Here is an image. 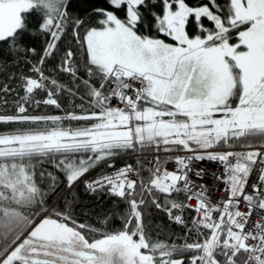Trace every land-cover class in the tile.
Masks as SVG:
<instances>
[{"label": "snow or ice", "instance_id": "1", "mask_svg": "<svg viewBox=\"0 0 264 264\" xmlns=\"http://www.w3.org/2000/svg\"><path fill=\"white\" fill-rule=\"evenodd\" d=\"M0 264H264V0H0Z\"/></svg>", "mask_w": 264, "mask_h": 264}, {"label": "trees", "instance_id": "2", "mask_svg": "<svg viewBox=\"0 0 264 264\" xmlns=\"http://www.w3.org/2000/svg\"><path fill=\"white\" fill-rule=\"evenodd\" d=\"M80 192L83 194V187L81 186ZM82 201L85 204H90L94 209L107 208L110 206V202L107 201H97L94 198L85 197L82 195Z\"/></svg>", "mask_w": 264, "mask_h": 264}, {"label": "built area", "instance_id": "3", "mask_svg": "<svg viewBox=\"0 0 264 264\" xmlns=\"http://www.w3.org/2000/svg\"><path fill=\"white\" fill-rule=\"evenodd\" d=\"M169 168H171L172 167V165L170 164V166L169 165H167ZM199 166H201V167H203L207 172H209V173H212V172H218L219 171V167L217 166V165H215V164H213L212 162H203L201 165H199ZM209 186L210 187H214V181L211 179V177H209ZM220 195H222V193H220V192H216L215 193V196H220ZM215 198V197H214Z\"/></svg>", "mask_w": 264, "mask_h": 264}, {"label": "bare ground", "instance_id": "4", "mask_svg": "<svg viewBox=\"0 0 264 264\" xmlns=\"http://www.w3.org/2000/svg\"><path fill=\"white\" fill-rule=\"evenodd\" d=\"M169 166H170V164H169Z\"/></svg>", "mask_w": 264, "mask_h": 264}]
</instances>
